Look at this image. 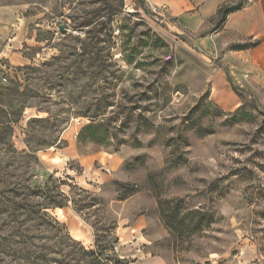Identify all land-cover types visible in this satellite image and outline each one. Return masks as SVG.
<instances>
[{
    "label": "rangeland",
    "instance_id": "obj_1",
    "mask_svg": "<svg viewBox=\"0 0 264 264\" xmlns=\"http://www.w3.org/2000/svg\"><path fill=\"white\" fill-rule=\"evenodd\" d=\"M220 24L0 0V264H264V80L203 44Z\"/></svg>",
    "mask_w": 264,
    "mask_h": 264
},
{
    "label": "crops",
    "instance_id": "obj_2",
    "mask_svg": "<svg viewBox=\"0 0 264 264\" xmlns=\"http://www.w3.org/2000/svg\"><path fill=\"white\" fill-rule=\"evenodd\" d=\"M155 5H166L170 15L190 30L209 27L210 20L218 16L219 8L237 0H150ZM213 36H203L204 45L221 43L225 49L231 43L246 40L258 41L257 45L246 48L225 50L226 62L242 86L264 80V0L244 2L241 8L231 11L221 22ZM217 45V44H216ZM217 47V46H216Z\"/></svg>",
    "mask_w": 264,
    "mask_h": 264
},
{
    "label": "trees",
    "instance_id": "obj_3",
    "mask_svg": "<svg viewBox=\"0 0 264 264\" xmlns=\"http://www.w3.org/2000/svg\"><path fill=\"white\" fill-rule=\"evenodd\" d=\"M245 0H237L233 3H227L222 5L219 8L218 11V18L220 19V22H223L227 15L231 12L234 11L236 9H239L242 7V5L244 4ZM258 41L254 42L252 45H257ZM250 45L241 43V44H236L233 46V48H246ZM104 127V123L102 122H92L87 124L86 126H84L83 130H82V136L84 137H89L97 142L100 143H108V138H109V134L108 131L105 129L103 130ZM39 192V191H38ZM38 195H40L39 193H36ZM51 201H53V199H50ZM54 202V201H53ZM57 204V203H56ZM58 205H63V203L58 202ZM50 206H44V208H48ZM85 253H89L91 255H95V250H84ZM95 260L96 262H100L98 256H95ZM114 264H120V260H118L116 263Z\"/></svg>",
    "mask_w": 264,
    "mask_h": 264
},
{
    "label": "water",
    "instance_id": "obj_4",
    "mask_svg": "<svg viewBox=\"0 0 264 264\" xmlns=\"http://www.w3.org/2000/svg\"><path fill=\"white\" fill-rule=\"evenodd\" d=\"M61 29L63 30V31H65L66 29H64V27H61Z\"/></svg>",
    "mask_w": 264,
    "mask_h": 264
}]
</instances>
